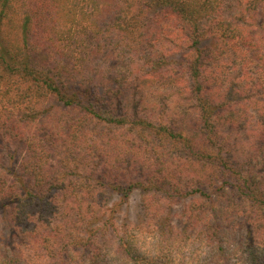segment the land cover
<instances>
[{
	"label": "trees",
	"instance_id": "1",
	"mask_svg": "<svg viewBox=\"0 0 264 264\" xmlns=\"http://www.w3.org/2000/svg\"><path fill=\"white\" fill-rule=\"evenodd\" d=\"M0 264H264V0H0Z\"/></svg>",
	"mask_w": 264,
	"mask_h": 264
},
{
	"label": "rangeland",
	"instance_id": "2",
	"mask_svg": "<svg viewBox=\"0 0 264 264\" xmlns=\"http://www.w3.org/2000/svg\"><path fill=\"white\" fill-rule=\"evenodd\" d=\"M169 95V93H161L158 91H154L150 94V100L151 101H155V103L157 105H161L165 104L166 101L164 100L165 97H167ZM158 98V99H157ZM168 104L170 106L174 105V102H172L171 100H168ZM162 108V107H161ZM170 108H168L169 113H171V110H169ZM162 110H165L164 108H162ZM141 203V198L139 196H137L136 198H134V200L130 203V205L128 206V208L125 210V212L121 215V218H126L127 216L129 218H133L134 214L136 212V209H138V205ZM188 204V202H181L178 203L177 206H175V208L173 209L174 214L176 216H180L179 214L183 211V209L186 207V205ZM177 218V217H176Z\"/></svg>",
	"mask_w": 264,
	"mask_h": 264
}]
</instances>
